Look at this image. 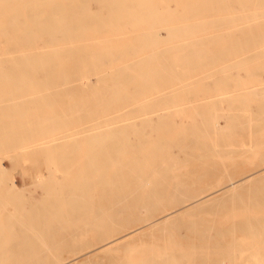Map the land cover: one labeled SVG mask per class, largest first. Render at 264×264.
I'll return each instance as SVG.
<instances>
[{"label":"bare ground","instance_id":"1","mask_svg":"<svg viewBox=\"0 0 264 264\" xmlns=\"http://www.w3.org/2000/svg\"><path fill=\"white\" fill-rule=\"evenodd\" d=\"M98 1L100 0H95V3L93 4H97ZM166 1L179 3L183 2L184 0ZM123 2L125 1L123 0ZM89 3L90 0H0V64L3 63V65L1 64V66H4L5 63H13L18 64L19 66H25L24 69L19 71L17 70L16 74L20 72L19 74H17L20 77H18L19 80L21 79V77L22 79L23 77H25V83L28 81V87L26 88L25 92L26 95L20 94L19 90H17L18 93H10V91L6 90L5 88L7 87V82H3L5 80V74L0 75V101L4 102V104H6L5 102L10 103L9 105H7L8 103L3 106L2 104L0 105L2 106L0 107V151L4 152V158L0 159V264H15L10 260H24L28 258L39 259L35 263L28 261L19 264H49L48 262H43V260L46 259V256L48 255H51L52 260H55V262L51 264H84L90 261L94 263L93 259L99 258L100 261L101 256L111 254L112 252L121 249L128 252L136 251L141 254H147L150 251L153 253V255H158L159 257L160 255H164L166 257L183 256L179 254L188 247L190 249H194L195 242L192 244L189 243L188 245L178 244L172 246L171 248H168L167 246L159 248V246H156L155 244L151 247L145 245L131 247V245L136 240L142 239L150 233H157V235H162L161 233L164 234V232H166V230L172 224L182 218H187L191 215L194 216L198 211L210 209L217 210L215 209L217 206H221L220 208H222V206L227 205L238 206L245 204L238 199L241 193L247 188H253L257 186L262 180H264V143H260V150L254 156L255 160L251 162L256 167H254L253 169L248 167V170H250L251 173H249L250 171H246L248 174L244 175L242 171L246 161H242L239 158L233 160L232 158L236 156L243 157L245 156V154H240L239 152L232 151L227 152L226 150H224L225 147L222 145L223 142H215V140H213L212 138L208 142L207 135L210 134L209 129L207 127L201 128L199 125L195 126L197 124L196 122H194L189 127L188 131L190 133L184 130L187 134L182 135L177 143L185 144L186 146L190 147V149L192 148L194 150H196L195 148L199 146L201 147V157H203L204 155L207 156L208 153L212 152L213 156H215V158H218V160L215 158L212 161H210V159L205 161L199 160L197 158V152H195L191 158V168L187 167L185 169L177 167L173 169L176 161L170 158L169 154L166 153V151L169 150V148L176 147V142H171L170 139L161 136L155 138L156 141H152V137H150V135H148L146 132V127L149 126L150 128H152V122L154 118L153 116H151V114H153L154 111L150 112L146 109V107L143 108L136 106L137 108H135L134 106L129 105L132 103H130V101L136 100L139 97L141 99L147 98L153 92H156V96H154L155 94H153L154 97H149V99H151L150 102L152 101L154 102V104H156V101H158L159 103V101L169 98L170 93L172 94L177 91H181V95L183 97L185 95H183V92L186 91L189 87H187V85L185 87L181 85V87L174 89V86L171 87V90L167 89V92H162V94H159L164 84L166 86V84L172 81L171 79L177 78V73L175 72L176 68L175 70H169L165 73L152 74L148 71L153 70L152 68H154L155 66L153 65L150 66V70L146 69L147 71L141 73V71L144 70V67L149 65L148 63L152 61L158 62L167 60L166 56L164 57L165 54L167 55L165 49H163L165 51V54L162 53L161 50L160 52L162 55L158 52L159 56L155 55V57H153L151 54L152 51L150 50V54L152 57H149V55L147 58L145 56H142L141 59L137 58L138 64H141V62H146L148 64L147 65L145 63V66H143L142 68L139 67L138 69V66L135 67V65H137V62L134 59H129L128 62H130V60L134 61H131L132 63H123L125 65H121L122 62H125L129 57H131L130 52H132V55L134 54V48L132 49V51H129L127 49L123 51L120 50L124 49V45L120 46L119 50H115L116 52L111 49L112 52H106V54H102L101 56L99 55L101 54L102 48L100 50H98V48L95 49L96 52H94L93 50L94 53H91V51H89L90 47L88 45L92 43L90 42V40L92 39L88 38V36H91V34L92 36L96 34L99 35L100 33H102V30H106L107 33V28L109 30L110 27L106 28L107 25L103 26V24L100 23L106 20L105 18H102L103 16L100 17L92 15V13L89 14ZM126 4L124 6L125 8L123 12H120L117 8L111 11V13H115H112V15H115L118 23L119 20L120 22H125L126 20L129 24H131L141 17L147 16V18L151 17L157 19L158 17L162 16V14L159 13L160 6L158 0H129L128 2H126ZM107 5L109 4L107 3ZM107 5L106 8L109 7ZM110 6L112 5L110 4ZM188 6L189 7H187L185 11H183L184 14L182 13L183 17L179 18V20L187 22L183 27V30L191 32V35L192 31H199L208 27H210V29H216L217 31V29H225L232 26V28H234V30L236 31V35H241L240 38L234 39V46H256L264 42V22L261 21L262 18H264V0H196L194 4H190ZM139 8L143 9L144 12H142ZM145 11H148V13ZM231 12H233V14ZM112 15L111 17H113ZM179 20L174 19V21L177 23H179ZM192 20L196 21L193 22ZM127 22H125L126 24L124 23V26H126V28H128ZM175 22L173 24H175ZM110 24L111 26L113 25L112 28L113 31H116L115 34L120 33L119 29L122 27L120 26L121 23L119 25L120 27L116 25L115 20ZM150 24V22L144 24V32L137 35L136 41L146 42L154 40V43L156 41H159L160 43H165L164 40L169 41L172 34V29L170 28V26L166 24L168 26L166 29L167 37L163 39V36L159 32V30L151 32L146 31L156 27L151 26ZM114 25L116 26V28H118V31L117 29L114 30ZM98 29L101 30L96 32V34L95 32H90L88 34V30L96 31ZM113 33L114 32H112V34ZM206 33H209V31ZM104 34L105 33H103V36ZM225 34L228 35V33ZM199 35H201V33ZM211 35L209 36L210 38ZM92 36L91 38H93ZM106 36H108V34ZM221 36L222 35L220 34V36L216 37L220 44L222 43V40H224ZM109 38H112V36ZM219 38L222 40L219 41ZM101 39L93 40V42L97 40L100 41ZM107 39H105L106 42ZM101 41L102 42H99V44H104L103 39ZM187 43H184V45ZM142 45L143 43L140 45V48L142 49L141 52L149 50L148 48L145 50L144 45V48L142 47ZM170 46H172V44ZM260 46H262V44ZM165 47L166 46H164V48ZM225 47L227 46L225 45ZM175 48H177V51L181 50V48H178L177 45L173 49H170V52L175 51ZM107 49L108 48L106 47L105 50ZM137 49H135V51ZM216 49H218V47ZM97 51H100L98 56L96 54ZM261 51L264 50L262 49ZM170 52L169 54L171 55ZM191 52V54L196 53V51L194 50H191ZM189 54L190 52L188 51V55ZM258 55H264V52ZM182 58L187 59L189 58V56H182ZM174 60H176V58ZM196 60H198V58H196L195 61ZM211 61L216 60L211 58ZM239 61L237 60L236 62L239 63ZM233 62L231 64L235 63ZM252 62L254 61H250L248 63L253 64ZM68 63H71V65L74 66L71 70L67 68ZM115 64L118 66H116ZM160 64H162L163 66V62H160L159 65ZM231 64L230 66H232ZM246 64L247 63L245 62V66ZM71 65L69 67H71ZM259 65L261 67V64ZM255 67L254 69H251L253 70L252 72H254ZM155 68L157 67L155 66ZM138 71L140 73H138ZM90 72H92V74L94 73L97 76V79L95 78L96 84L101 83V87L102 84H110V89H103L104 91L102 90V92L99 94L100 91L96 89V87L94 88V86L96 85L92 82L93 80L91 81L89 79L91 74ZM262 72H264V69L258 72V75L261 76L262 74H264ZM206 75H203L204 79L205 77L208 78ZM251 76H253V73ZM71 78H79V82H81L77 84V86L72 85V87H69V85H71L72 83L68 85L66 82ZM182 78L179 75V79L181 80ZM223 78H225L224 75ZM182 80L185 79L183 78ZM182 80L179 82H182ZM1 83H4L5 86L4 84L1 85ZM68 83H70V81H68ZM186 83L189 84L190 82ZM232 83L234 84V82ZM17 84L19 83H16V85ZM65 84L68 85L69 88H65ZM132 84H137L138 87L134 88ZM172 85H174V83H172ZM2 86L4 87L2 88ZM18 86L21 85H17L16 89H18ZM131 86L133 88H131ZM228 87L225 88H231ZM238 87L242 88L241 85ZM34 88H40V91L37 90L39 93H31V89ZM57 88L60 89L58 90ZM80 88L86 90L88 89V92L89 90L94 88L90 93L95 92L96 95L97 93L99 94L96 104L90 106L80 105L78 107L67 106V101L70 100V97L75 94L73 92ZM159 88L161 89L160 91H158ZM167 88L170 87L167 86ZM13 89H15V87ZM95 89L96 91H98L96 92ZM163 89L166 90V88L164 87ZM190 89L193 90L195 89V87ZM226 89L220 87V90ZM47 90L51 91L48 92ZM203 90L204 88L202 89V91ZM45 91H47V93ZM207 91L208 90H206V92ZM228 91L224 93L220 91L219 93H217V95H220L221 93V96H216L218 99L214 101H230L231 97L226 96L230 93ZM216 92L218 91L216 90ZM238 92L239 91H237V93ZM35 93L36 95H34ZM215 93L213 92L214 95H216ZM81 94L83 95V90ZM254 94L260 95L263 98L264 86L258 87L253 91V94L250 95L253 96ZM30 95H32L33 97H30ZM240 95L242 96V94ZM25 96H28V99ZM246 97L247 96H245L243 99H245ZM258 97L255 96V98ZM22 98H24L25 100ZM81 98L82 96L79 97V100ZM120 98L121 100L125 101V103L123 101L122 103L121 100L120 103L118 102V100L117 102L121 105H117L116 107L114 103L117 99ZM255 98L251 99L254 100ZM262 98L256 100L261 101ZM172 99L174 101L176 100V98ZM90 100H93L92 95ZM244 101L245 100H243V102ZM140 102L135 103L141 104V106H143L142 104H144V102H149V100L144 101L143 103ZM169 102L166 101V103H168L166 104L167 107L169 105ZM191 102H193V100ZM126 103L129 104L127 105ZM123 104L125 105L123 106ZM132 104L134 105V103ZM186 105L188 104L186 103ZM148 106H150V104H148ZM151 106L154 105L151 104ZM166 106L164 108H167ZM192 106L191 108L193 110V113L195 112L194 110L198 108H204L198 105H195L193 107ZM227 106L228 105H226V108ZM127 107L129 109L135 108L143 110H141L140 113H132L124 110V108L127 109ZM188 107L186 106V109ZM10 109L16 110L15 112H17V110H20V112H23L26 119L17 120L16 118L18 115L13 112L9 113L8 110ZM77 109L80 111H82L83 109L90 111H87V113L85 112L84 114L81 112L80 114H77ZM115 109L119 110L122 113H118L119 111ZM188 109L191 111L190 108ZM169 110H173V108H170ZM174 110L175 112H177L176 109ZM164 111V113L169 112L166 110ZM259 111L260 112L257 113L258 118L255 123V130L263 134L261 137L264 140V99L261 101ZM157 112L155 111V117L160 114L159 112L157 114ZM184 112L181 113L183 114ZM181 113L178 115L181 116ZM92 117H97V119H92ZM162 117H164V115ZM220 118L218 117L217 120L216 118H213L212 120L209 119L210 122H213L215 126L214 134H218L223 130ZM86 119L88 120L87 126L84 124L85 127L82 126L80 130L78 129V131L71 134L64 133L62 135H58L60 133L66 132L67 130H69V128L77 129L76 127L80 126V124H82V122H84ZM167 119L164 118V121L167 122H164V124H159V127H164L172 123ZM158 120L156 121L158 122ZM11 126H15V128H9ZM155 126L157 127L158 123L155 124ZM97 128L103 129H101L100 131ZM153 129H155V127L152 128V130ZM212 130L213 128L211 127V131ZM98 138L102 140L108 138L111 143L100 145V142H98V144L95 146V150L98 151L97 155H93L92 157L82 155L84 158L83 160L81 159V161H83L86 166L84 168L77 169L76 175L81 173L82 177L80 180H83L78 185L71 184L70 186L69 183H67L64 186L58 187L54 184L55 180L53 181L54 170L51 172L50 177H46L41 171H38L33 177V179L37 180V182L44 183L45 186H48V190L45 192V200L42 204L45 209H39V205H34L35 203L31 202L27 195H25V193L18 190L13 182H8L9 178L7 177L8 175L5 171V166L3 163L5 158L12 159V163H14V161H16V157L19 158L20 156L24 155H34L37 153L46 152L48 153L46 156L52 159L49 162L48 167H54L56 165L60 169H64V171L66 172L69 171V169L70 171H74L76 170V168L75 166H72V163L74 162L75 158L79 159L81 154H77V152L65 153L63 151L60 153H55V150L58 149L59 145H65V143L70 144L69 142H85L88 140L96 141ZM222 156H229V160L221 158ZM63 160H66L67 164L65 162H62ZM251 163H249L250 167H253ZM114 166L115 168H113ZM58 167L56 168V170L58 169ZM96 170L100 171V173H98V176H95L97 174L95 173ZM197 174H200L203 177H196ZM179 179L183 181V183H176V181ZM49 181H53L52 184H49ZM102 181L105 183V185L102 183ZM99 185H103V188L107 189L106 198H95L90 195V190L96 188ZM113 188L115 189V195L114 193H110V189L113 190ZM121 192L123 194H121ZM32 198L30 199L32 200ZM254 203L264 205V200L261 199V201L259 200V202ZM13 209H18L19 213H13ZM87 213L92 214L94 221H102L103 223L94 226L91 233L87 231L88 225L85 224V221L87 222V219L85 218V216H87ZM249 214L250 213H248V215ZM262 223L264 224V217L260 216L249 215L242 218L241 220L239 218H235L226 227L220 229V236L217 237L218 243L226 242L227 244L231 245V250L237 251L238 247L236 242L239 240H237L236 238H238L241 234H244L247 237L250 235L254 236L255 228L262 225ZM80 225L82 226V229L84 228V230H86L82 233H78L76 238L74 237L67 242L63 240V237L58 240V238L61 236H68L70 229L76 228V226ZM251 226H254L252 228L254 232L251 231ZM16 230H19L20 232L17 233ZM191 235L192 237L196 236V240L198 239V237L203 236L202 234L198 236L197 232H192ZM49 237H53L55 238V240L49 239ZM89 237L91 239L98 240V243L86 247L85 245L88 243L87 240ZM211 237L212 235L208 230L206 232L204 231V239H209ZM234 238L237 241H235ZM242 239L240 241L241 243ZM245 239H243V241ZM239 243L238 246L241 244ZM61 245L62 247L64 245L65 248H72L74 250L80 249L82 247L86 248L83 249L84 252L82 250L83 253H81L80 255L72 259H67L62 258V254L66 250L64 248H61ZM35 255H38L37 258L31 257ZM94 261L95 263H98V260L97 262L96 260ZM157 261L155 260L154 263H157ZM154 263L152 262V264ZM140 264L145 263L142 262ZM213 264H219L218 258H214Z\"/></svg>","mask_w":264,"mask_h":264},{"label":"rangeland","instance_id":"2","mask_svg":"<svg viewBox=\"0 0 264 264\" xmlns=\"http://www.w3.org/2000/svg\"><path fill=\"white\" fill-rule=\"evenodd\" d=\"M124 1L125 2H123V0H100V1L97 2V4L94 5L93 3H95V0H90V3L88 5V9L90 10L89 14L92 13V15H95V16H100V17L103 16L102 18L106 19L105 20L106 22L105 21L100 22L101 24H103V26L107 25L106 28L107 27L112 28L113 25L111 26L110 23L111 22L113 23L114 20H115L116 25L119 26L120 23H121L120 26L125 27V28L121 27L119 29L120 33H117V34H115L116 31H113V28L112 29L109 28V30L107 28V33H106V30L105 31L102 30V33L99 34L101 37L96 34V32H98L101 29H98L96 31L88 30L89 31V32L87 31L88 34L90 32L91 33L95 32V34H96V35H94L95 37L92 36V34H91V36L93 38H91L90 35L88 36V38L92 39V40H90V42H92V43H90V45H88L90 47L89 51H91V53H94V52H96L95 49L99 48L98 50H100L102 48L101 49V54L99 55V56H101L102 54H106V52L111 51V49L114 50V52H116L117 50H119L120 46H124V45H125L124 49H120V50L123 51V50L127 49L129 51H132V49L134 48L133 49L134 50V52H133L134 54L132 55V52H130L131 57H129L128 60H126L125 62L121 63V65H125V64L130 63L131 61H133V60H130V62H128L129 59H134L137 62V60L141 59L142 56H145L146 58L149 55H150L149 57H152V56L155 57V55L159 56V54H161V52L162 53L165 52L163 50V49H165L167 55L164 53L165 54L164 57L166 56L168 61L167 60H162V61H158V62L152 61V62L148 63L149 65L145 62L148 66L144 67V70H142L141 73L147 71L148 69L150 70V66H153V65H155L157 68H155V66H154V68L151 67L153 70L148 71V72L149 73L151 72L152 74H161V73L168 72L169 70H175V68H176L175 72L177 73V78L178 79L177 78H173L171 80L173 81V80L177 79L178 81L177 80H176L177 82L176 81H173V82L171 81L168 84H166V86L164 84L162 86V88L160 86V88L163 91L159 88L158 91L161 90V92H159V94L160 93L162 94V92L163 93L167 92L168 91L167 89L171 90L172 89L171 87H174V86H175L174 89L178 88V87H181V85L184 86V87L187 85V87H189V88H187L186 91L183 92V95L185 94L183 97L181 95L182 94L181 91H179L180 93L178 91L175 92V93H172V94L170 93L169 94V98H166V99H169V100H166V99L165 100H161V101H159L160 104L156 100H155L156 104H154V102H152V101L150 102L151 99H149V97L153 98L154 96H156V94H155L156 92L151 93L150 96L148 95L149 97H147V98L141 99L139 97L136 100L130 101V103L132 102V103H134V105L131 103L129 106L132 105L135 108H137V107H143V108L146 107V109L148 111H150V112L154 111L153 114H151V116H153V118H154V120L152 122L153 123L152 128L155 127V129L152 130V128H150L149 126L146 127V132H147L148 135H150V137H152V141H156L155 138H157L158 136H161V137H166V138L170 139L171 142H176V144H175L176 147L169 148V150L166 151V153L169 154V157L176 161V164L173 167V169L177 168V167L185 168V169L187 167L191 168L192 167L191 158H192V155L195 152H197V158L199 160H204L205 161V160L210 159V161H212L215 158V156H213L212 152L208 153L207 156L204 155L203 157H201L202 156V154L200 152L201 151V147L198 146V147L195 148L196 150H194L192 148L190 149V147L186 146L185 144L177 143L182 135L187 134L186 132L190 133L188 131L189 127L194 122H196L197 124L195 126L199 125L201 128H204V127L206 128L207 127L209 129L210 134L207 135L208 142L212 138L213 140H215V142L216 141L223 142L222 145L225 147L224 150H226L227 152L228 151H232V152H239L240 154H245V156H243V157L242 156H236V157H233L232 159L234 160V159H238L239 158L242 161H246V163H245L246 166L244 165L242 173L244 175L248 174L247 172L250 171V170H248L249 168L253 169L254 167H256L251 162L255 160L254 156L260 150V148H259L260 143L261 144L264 143V140L261 137L263 134L261 132H258L257 130H255V123H256V120L258 118L257 117V113L260 112L259 111V106L261 104V101L264 99V97L262 98V96L255 95V94L253 96L250 95V94H253V91L255 89H257L258 87L264 86V74H262L264 72L261 73L262 74L261 76L258 75V72H260L261 70L264 69V55H258V54H261V53L264 52V51H261L262 49L264 50V42H262V43H260L259 45H256V46H248V47H241L240 46V47H236V46H234V44H235L234 39L235 38H240L241 35L240 34H239V36L236 35V31L234 30V28H232V26H230L229 28H225V29H217V31H216V29H210V27H208L209 29L205 28V29H202V30H199V31H192V35H191V32H187V31L183 30V27L186 25L187 22L180 21L179 18L183 17L182 13L184 14L183 11H185V9L187 7H189L188 5L194 4V2L196 0H184L183 2H179V3H177V2L176 3L175 2H173V3L172 2H167L166 0L165 1L164 0H158L159 6H160L159 13L162 14L161 17H158L157 19L156 18H151V17L147 18V16L146 17H141V18L137 19L134 22L131 21L132 22L131 24H129L125 20V22L128 23L127 24L128 28H126V26H124L126 23L124 21H122V20H121L122 22H120V20H119V23H118L117 20H116L115 15H112L113 12L111 13V11H113V9L115 10L116 8L120 12H123V10L125 8L124 7L125 4L129 0H124ZM104 2H106V3H104ZM107 3L109 5H107ZM167 3H168V5H167ZM110 4L112 6H110ZM106 5L109 6V7L106 8ZM140 10L142 12H144L143 9H140ZM173 11H174V13H173ZM230 11H232V10H230ZM230 11H228V12H230ZM145 12L148 13V11H145ZM231 13L233 14V12H231ZM113 14H115V13H113ZM234 14H235V12H234ZM111 15L113 17H111ZM164 15H165V17H164ZM107 17H109L110 19L107 18ZM174 19H178L179 23L175 22ZM263 19L264 18H262V20L261 19L260 20L264 22ZM192 21L195 22L196 20H192ZM148 22L151 23L150 24L151 26H156V27L153 28V29L146 30V31L151 32V31L159 30V32L163 36V39H165V37H167L166 36L167 35V30L166 29H167L168 26H170V28L172 29V34H171V37H170L169 41L164 40L165 43H163V42L160 43L159 41H156L155 42L156 44L154 43V40H150L151 42L150 41H146V40H145L146 42L136 41L137 40V35L139 33H143L144 32L143 31L144 27H145L144 24L148 23ZM158 22H161V23H158ZM174 22H175V24H173ZM109 24H110V26H109ZM161 24H164V25H161ZM116 29L118 31V28H116V26H115L114 30H116ZM177 29H179V30H177ZM205 30H207V31H205ZM122 31H123V33H122ZM208 31H209V33H206ZM108 32H110V33H108ZM112 32H114V33L112 34ZM103 33H105L104 36H103ZM200 33H201V35H199ZM225 33H228V35L225 34ZM107 34H108V36H106ZM181 34H182V36H181ZM209 34L211 35V38L209 37L210 36ZM220 34L222 35L221 37H223L222 39H224V40H222V39H220L221 37L219 38V41L222 40L221 44L216 39V37L220 36ZM111 36H112V38H109ZM197 36L200 37V38H198ZM101 38L103 39V43H104V44L101 43L102 45L99 44V42H102ZM104 38L105 39L108 38L110 41L107 39V42H106ZM175 38H177V39H175ZM206 38H208V39H206ZM96 39H101V40L100 41L97 40V41L93 42V40H96ZM207 40H209V41H207ZM113 41H114V43H113ZM182 41H183V43H182ZM110 42L113 43V44H111ZM152 42H153V44H152ZM215 42H216V44H215ZM94 43H96V44H94ZM142 43H143L145 48L143 47V45H142V47L145 50L147 48L149 50L141 52L142 49L140 48L141 47L140 45ZM146 43H149V44H152V45H149V44H146ZM184 43H187V44L184 45ZM209 43H210V45H209ZM212 43L215 44V45H213ZM128 44H129V46H128ZM171 44H172V46H170ZM261 44H262V46H260ZM131 45H132V47H131ZM136 45H138V46H136ZM167 45H168V47H167ZM174 45L175 46L178 45V48H181V50L177 51V48H175V51H171L170 52V49H173L175 47ZM225 45L227 47H225ZM164 46H166V47L164 48ZM216 46L218 47V49H216L217 48ZM106 47L109 49V50L107 49L108 51L105 50ZM155 47H156V49H155ZM210 47H212L213 49L210 48ZM135 49H137V50L135 51ZM93 50H94V52H93ZM160 50H161V52H160ZM168 50L171 53V55L169 54ZM191 50L196 51V53L191 54L192 53ZM223 50H224V52H223ZM188 51L190 52L189 55H188ZM150 52H151L152 56H151ZM158 52H159V54H158ZM228 52H229V54H228ZM99 53H100V51H97V53H96L97 56H98ZM217 53H218V57H217ZM133 56H135V57H133ZM182 56H189V58L184 59V58H182ZM242 57H243V59H242ZM173 58L174 59L176 58V60H174ZM196 58H198V60L195 61ZM200 58H202V59H200ZM211 58H213L216 61H211ZM240 58H241V60H240ZM179 59H181V60H179ZM258 59H260V60H258ZM221 60H222V63H221ZM235 60L236 61L240 60V61L238 63ZM247 61L248 62L254 61V62H252L253 64H251V63H248ZM259 61H261V62H259ZM160 62L161 63L163 62V66H162V64H160L161 66L159 65ZM232 62L234 64H231ZM245 62L247 63L246 66H245ZM123 63H125V64H123ZM145 63L141 62V64H138V62H137V65H135V67L138 66L137 69L139 67L142 68L143 66H145ZM156 63H158V64H156ZM1 64L3 65V63H1ZM1 64H0V69H1L0 70V72H1L0 75L5 74V76H4L5 80L3 82H5V83L7 82V84H6L7 87H5L6 90H9L10 93H14V92L18 93L17 90H19L20 94L26 95L25 92H26V88L28 87L27 86L28 85V83H27L28 81L26 80L27 82L25 83V81H24L25 77H23V79L21 77V79L19 80L20 77L17 74H19L20 72H18L16 74L17 70L18 71L22 70V69L25 68V66H19L18 64H13V63H8V64L5 63L4 66H1ZM213 64H214L215 67L213 66ZM230 64L232 66H230ZM239 64L241 65V67H240ZM259 64H261V67H260ZM70 65H71V63H68L67 68L69 70H71L72 67H74L72 65H71V67H69ZM116 66H118V65H116ZM204 66H206V67H204ZM253 66L254 67L257 66V67H255V70H256L257 73L254 70L255 74H254V72H252L253 70H251V69H254ZM202 67H203V69H202ZM114 68H115V66H114ZM197 68H200V69H197ZM90 73L91 74H90V78L89 79L91 81L93 80L92 82L96 85V86H94V88L96 87V89H98L100 91L99 94L102 92L103 89L104 90L108 89V88L110 89V86H111L110 84L107 85V83H105V85L107 87L104 84H102V87H101L100 86L101 83L96 84L97 76L94 73L92 74V72H90ZM138 73H140V72L138 71ZM186 73L189 74V75H187ZM200 73H202V74H200ZM206 73H207V75H206ZM252 73H253V76H251ZM204 74L208 78H206L204 76L205 77V79H204L203 78ZM249 74H250V76H249ZM179 75H180L181 78L183 76V78L185 80H182L183 79L182 78L181 79L182 82H179V81H181L179 79ZM223 75H224V77L226 79L223 78ZM256 75H258V76H256ZM13 78H14V83H13ZM255 78H256V80H255ZM79 80H80L79 78H71V79L67 80L66 83L68 85L72 83L71 85H69V87H72V85L73 86L74 85L77 86V84H79L81 82V81L79 82ZM20 81H21V83H20ZM23 81H24V83H23ZM68 81H70V83H68ZM185 81L186 82H190V83L188 84ZM191 81H192V83H191ZM232 82H234V84ZM16 83H19L17 85H21L22 87L18 86V89H16L17 88ZM73 83H75V84H73ZM172 83H174V85H172ZM176 83H178V84H176ZM229 83H232V84H229ZM235 83L237 84V86H236ZM3 84L1 83V85H3ZM24 84H26V85H24ZM12 85L15 87L16 90L13 89L14 87ZM68 85L65 84L64 87L66 86L65 88H69ZM132 85L134 86V88L138 87L137 84H132ZM222 85H224V86L226 85L225 86L226 88L228 86H230L231 88L230 87H228V88H230L231 90L230 89H226ZM240 85L242 86V88L238 87ZM4 86H5V84H4ZM4 86H2V88ZM8 86H11V87H8ZM167 86H169L170 88H167ZM196 86H199V87H196ZM253 86H255L256 88L253 87ZM163 87L166 88V90L163 89ZM194 87H195L196 91L198 90L197 92L195 91V89H193V90L190 89V88H194ZM220 87L223 88V89H226L227 91L229 90L228 92H230V93L227 94L226 96L227 97L228 96L231 97L230 101H228V102L227 101H221V102L220 101H214V100L218 99L216 96H218L219 94L217 95V93H219L220 91L223 92V93L227 92L226 90H220ZM244 87L245 88L247 87L246 88L247 90ZM94 88H92V89H94ZM131 88H133V87L131 86ZM203 88H204L205 92H204V90L202 91ZM57 89L59 90L60 88H57ZM96 89H95V91H96ZM189 89H190V91H189ZM32 90H34V91H32ZM37 90L40 91V88L39 89H36V88L31 89L30 92L31 93L32 92H38ZM51 90H47V91L50 92ZM82 90H83V95L81 94ZM87 90L83 89V88H80V89H77L76 91H74L73 93H75V94L72 95V97H70L71 99L67 101L66 105L67 106H72V107L73 106L74 107H78L80 105H88V106H90V105L96 104L97 98L99 97V94L97 93V95H96L95 92L92 91L93 93H90L91 90H89V92ZM206 90H208V91L206 92ZM216 90L218 92H216ZM248 90H250L251 92L248 91ZM47 91H45V92L47 93ZM237 91H239V92L237 93ZM118 92H120V91H118ZM121 92H122V90H121ZM188 92H189V94H188ZM192 92H194V93H192ZM213 92L214 93L216 92L215 93L216 95H214ZM248 92H249V94H248ZM85 93H86V97L87 98L85 97ZM119 94H122V93H119ZM153 94H155V95L153 96ZM159 94H157V95H159ZM179 94L181 95L183 100L181 99ZM240 94H242V96ZM32 95H30V97ZM34 95H36V93ZM37 95H40V94H37ZM80 95L82 96V98H81L82 100L81 99L79 100V97H81ZM91 95L93 96V100H90ZM186 95H188V96H186ZM213 95H214V97H213ZM83 96H84V100H83ZM89 96H90V98H89ZM208 96H210V97H208ZM219 96H221V93H220ZM222 96H224V95H222ZM243 96L244 97L247 96L246 97L247 100H246V98L243 99L244 98ZM248 96H249V98H248ZM255 96H257V97L259 96V97L255 98ZM25 97H27V99H28V96H25ZM241 97H243V98H241ZM24 98H22V99H24ZM172 98H174V99L176 98V100L174 101ZM184 98H186L188 100H186ZM195 98L196 99L198 98V99L196 100ZM239 98L241 100L242 99L245 100L246 102L245 101L243 102V100L241 102V100ZM251 98H255V99L252 100ZM259 98H262V100L258 101ZM144 99H147V100H144ZM189 99H191V100H189ZM256 99H258V100H256ZM65 100H66V98H65ZM120 100H121V98L117 99L115 101L114 105H116V107H117V105L118 106L121 105V104L118 103V102H120ZM141 100H144V101H148L149 100L150 103L146 102L147 103L146 104L144 101H141ZM192 100H193L194 104H193V102H191ZM122 101L123 100H121V102ZM166 101L167 102L171 101V102H169L168 107L166 106V104H168V103H166ZM185 101H186V103L188 105H186ZM123 102L125 103V101H123ZM135 102H140V103L144 102L145 106H144V104H142L143 106H141V104H138V103H135ZM178 102H180V103H178ZM5 103L7 104L8 102H5ZM161 103H163V104H161ZM183 103H185V104H183ZM190 103H192L193 106H195V105L197 106L198 105V106H200V107L202 106L204 108H198V109L194 110L195 111L194 112L195 114H194L193 110L191 108L192 104H190ZM1 104H2V106L6 105V104H4V102L0 101V105ZM9 104L10 103H8L7 105H9ZM126 104L128 105L129 103H126ZM148 104H150V106H148ZM151 104L154 105V106H151ZM223 104H225V105H223ZM124 105L125 104H123V106ZM222 105H223V107H222ZM226 105H228L227 108H226ZM2 106H0V107H2ZM165 106L167 108H169V109L170 108L171 109L173 108V110L176 109L177 112H175V110L173 111V110H169L167 108H164ZM186 106L187 107L190 106L188 108H190L191 111L188 108L186 109ZM208 106H209V108H208ZM135 108H132V109L130 108L129 109L127 107V109L124 108V110L125 111L127 110L128 112H132V113H140L141 110H143V109H135ZM181 108H183L184 110L181 109ZM11 110L12 109L8 110V112L9 113L13 112V113L17 114L18 115L17 118H16L17 120L26 119V117L24 116L23 112H20V110H17V112H15L16 110H12V111ZM83 110L80 111V110L77 109L76 113L80 114V112H81V113L84 114L85 112L87 113V111H90V110H85V109H83ZM115 110H117V109H115ZM124 110H123V112H124ZM164 110L169 111V112L164 113L165 112ZM117 111H119V110H117ZM155 111L156 112L158 111L160 113L159 115H157L158 119L160 118L159 119L160 121L157 119V117H155V115H156ZM158 112H157V114H158ZM181 112H184V113L182 114ZM118 113H122V112L119 111ZM180 113H181V116L178 115ZM215 113H217V114H215ZM249 113H250V118H249ZM163 115H164V117H162ZM214 115H215V117H214ZM176 116H178V117H176ZM218 117L219 118L221 117L220 118V122H221V124L223 126V130L221 132H219L218 134H214L215 126H214L213 122H210V120H212L213 118H216V120H217ZM164 118L165 119L169 118L167 120H170L172 123L170 125H166L164 127H159V124H161V123L164 124V122H167V121H164ZM92 119L96 120L97 117H92ZM156 120H158V122ZM85 121L82 122V124H80L81 127L78 126L79 128L76 127L77 129L69 128V130H67L66 132L60 133L58 135H62L64 133H66V134L70 133L71 134L73 132L78 131V129L80 130L82 128V126H84V127H85V125L87 126L88 120L86 119ZM157 123H158V126L156 127L155 124H157ZM223 123H224V125H223ZM208 124L213 128L212 131H211V127ZM249 125H250V129L253 128L252 130L249 129ZM28 127H30V126H28ZM9 128H15V126H13V127L11 126ZM139 128H140V126H139ZM184 128H186V129H184ZM97 129L101 131V129H103V128H101V129L97 128ZM98 142H100L99 143L100 145H106V144L111 143V141L108 140V138H106L104 140L98 138L96 141H89V140L85 141V142L84 141L83 142H79V141L77 142L76 141V142H69L70 144L65 143L66 146L65 145H59L58 146V149L55 150V153H60V152L63 151L65 153H68V152L76 153L77 152V154H81L79 159L75 158L74 162L72 163V166H75V168H76V170H74V171H70V169H69V171L66 172V171H64V169H60L56 165L54 167H48L49 166V162L52 159L50 157L46 156L48 154L46 152L45 153H37V154H34V155H24V153H25V150H24V153H23L24 156H20L21 159H20V157L19 158L16 157V159H15L16 161H14V163H12V159L5 158L3 163H4V166H5V171L7 172V175H8L7 177L9 178L8 182L9 181L13 182L18 190H20L23 193H25V195H27L29 200L31 202L35 203L34 205H39V207H38L39 209H41V208L45 209V207L42 206V204H43V202L45 200V196H46L45 192L48 190V186H45L44 183L37 182V180L33 179V177L36 175V173L38 171H41L46 177H50L51 172L54 170V179H53V181L55 180L54 184L57 185L58 187L59 186H64L67 183H69L70 186H71V184L72 185H78L83 180H80L81 177H82L81 173L76 175L77 169L84 168L86 166V164L83 161H81V159L83 160V158H84L83 156L92 157L93 155H97L98 151L95 150V146L98 144ZM63 146H65V147H63ZM70 149H71V151H70ZM47 152H49V151H47ZM3 153H4L3 151H0V159L4 158V154ZM221 158L229 160V156H222ZM215 159L218 160V158H215ZM62 162H65L67 164L66 160H63ZM249 163H251V165L253 167H250ZM57 167H58V169L56 170ZM49 168H51V169H49ZM113 168H115V166ZM95 173H97L95 176H98V173H100V171L96 170ZM249 173H251V171ZM101 174H102V172H101ZM196 177H203V176L200 175V174H197ZM53 181H49L48 183L52 184ZM102 183L105 185V183L103 181H102ZM176 183L181 184V183H183V181H181L179 179V180L176 181ZM90 191H91L90 195L95 197V198H106V196H107V189H104L103 185H99V186H97L96 188H94V189H92ZM29 193H30V195H29ZM110 193L111 194L114 193V195H115V189L114 188H113V190L110 189ZM31 194H32L33 198L31 197ZM121 194H123V193L121 192ZM30 198H32V200ZM238 199L240 201L244 202L245 204L238 205V206L227 205V206H222V208H220L221 206H217L216 208L214 207L217 210H214V209L211 210L210 209V210L198 211V212L195 213L194 216L191 215V216H189L187 218H182V219L178 220L177 222H175L174 224H172L166 230V232H164V234L161 233L162 235H157V233H150V234L146 235L145 237H143L142 239L136 240L131 245V247L132 246L137 247V246H141V245L142 246L145 245V246L151 247V246H153L155 244L156 246H159V248H161L163 246H167L168 248H171L174 245H178V244L188 245L189 243L192 244V243L195 242L194 243V246H195L194 249H190L188 247L187 249H185L183 252H181L179 254V255H183V256H179L178 255L179 257H166L164 255H160V257H159L158 255H153V253L150 252V251L147 254H141V253H138L136 251L128 252V251H124V250L121 249V250H117L115 252H112L111 254H108V255H105V256H101L100 257V261H99V258L93 259V262L95 263L94 260H96V262L98 260V263H95V264H107V263L108 264H140L142 262H144L145 264H152V262L154 263V261L155 260L157 261V258H158L157 263H154V264H161V263L162 264H213L214 258L215 259L218 258L219 264H264V224L263 223L259 227L255 228L254 236L250 235V236L247 237L244 234H241V235H239L238 238H236L239 241H237L234 238L235 241H237L236 242L237 243V247H238L237 251L231 250L232 249L231 245L227 244L226 242L218 243L217 237L220 236V233H219L220 229H222L223 227H226L233 219L239 218L241 220L242 218H244L246 216H249V215L264 217V205L263 204H259V203H254V202H259V200L261 201V199L264 200V180H262L257 186H255L253 188H247L245 191H243L241 193V195L239 196ZM29 208H30V206H29ZM247 211H248V213H250L249 215H248ZM12 212L13 213H19L18 209H13ZM85 218L87 219V222L85 221V224L88 225L87 231L90 232V233L93 231L92 229H93L94 226H96L97 224H100V223L103 224L102 221H96V220L94 221L91 213H87V216H85ZM71 225H72V223H71ZM253 227L254 226H251V231L254 232V230L252 229ZM85 230H84V228L82 229L81 225L80 226H76V228L70 229V231L68 233V236H61V237L58 238V240L63 237V240H65L67 242V241L73 239L74 237L76 238L78 233H82ZM207 230L211 233L212 237L209 238V239H204V231L206 232ZM16 232L18 233L20 231L16 230ZM192 232H197L198 236L200 234H202L203 236L202 237H198V239H197L198 241H197L195 239V238H197L196 236L192 237V235H191ZM43 237H41V238H43ZM240 238L241 239L242 238L243 239L246 238V239L244 241L242 239V243H241L240 242L241 241ZM49 239H54L55 240V238H53V237H49ZM87 241H88V243L85 245L86 247L98 243V240L91 239L90 237L88 238ZM245 242H248V243H245ZM238 243L240 244L239 246H238ZM60 247L64 248L66 250L62 254V258H67V259H72V258L80 255L81 253L84 252L83 249L86 248V247H82L80 249L74 250L72 248H65L64 245H63V247H62V245ZM82 250H83V252H82ZM237 254H238V256H237ZM37 256L38 255L31 256V257L37 258ZM38 259L28 258V259H24V260H10V261L12 263H15V264L16 263L19 264V263H22V262H28V261L35 263V262H37ZM141 260H142V262H141ZM43 262H48L49 264H51V263L55 262V260H52L51 255H48V256H46V259L43 260ZM94 263H92V261H90V262L84 263V264H94Z\"/></svg>","mask_w":264,"mask_h":264}]
</instances>
